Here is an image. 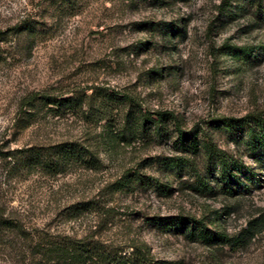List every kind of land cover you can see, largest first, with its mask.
<instances>
[{
	"label": "rangeland",
	"instance_id": "1",
	"mask_svg": "<svg viewBox=\"0 0 264 264\" xmlns=\"http://www.w3.org/2000/svg\"><path fill=\"white\" fill-rule=\"evenodd\" d=\"M110 93L174 114L263 182L225 193L217 158L182 147L172 125L130 137L118 123L127 108L103 101ZM36 94L83 106L59 116L28 106ZM250 114L264 117V0H0V209L35 242L85 239L121 256L137 247L153 264H264V162L247 150V128L232 138L217 122ZM70 143L85 161L44 164ZM173 216L232 241L208 247L147 221ZM0 264L47 263L0 247Z\"/></svg>",
	"mask_w": 264,
	"mask_h": 264
},
{
	"label": "trees",
	"instance_id": "2",
	"mask_svg": "<svg viewBox=\"0 0 264 264\" xmlns=\"http://www.w3.org/2000/svg\"><path fill=\"white\" fill-rule=\"evenodd\" d=\"M60 1L63 2L65 0ZM24 30L28 31L29 35L34 38L39 34L33 25H28ZM233 52L234 54H241L247 59L257 57L254 50L250 48H234ZM106 97L103 98V101H116L127 108L124 116L119 119L118 123L123 126V130L130 137L142 135L152 130H154L158 137H162L163 131L168 130V126L172 125L177 132L176 140L182 147L198 150L202 146L209 157L217 158L220 162L218 181L225 193L234 195L243 188L249 189L251 184L263 182L255 167L229 156L225 150L217 148L212 141L205 139L201 145L195 133L181 129L180 123L174 114L167 111H157L154 115H151L138 109V105L134 104L128 97L112 93ZM27 104L28 106H32V108L37 106L54 108L50 106H56L58 115L61 116L66 113L77 114L82 109L83 101L80 96L57 98L36 94L28 99ZM217 122L223 126L226 134L232 138H235L239 134L236 132V128H247L248 132L245 138L247 150L251 154H254L258 161L264 162V117L262 115L250 114L243 118L222 117ZM78 146L75 143L56 146L55 158L51 159L50 157L49 162L48 160L44 161V164H47V166L51 164L56 170H60L67 163L85 161L87 153ZM33 160L40 162L41 159L37 155ZM176 161L178 162V159ZM87 210L88 207L85 204L83 206H73L69 212L72 216L70 219L77 218L78 214H82ZM147 221H149L150 225L152 224V226L159 229L168 232H179L189 241L200 242L208 247L229 244L232 241V238L225 232L211 231L200 220L190 217L150 218ZM0 247H15L16 252L20 255L26 256L30 254L32 257L39 258V261L47 264H153L150 252L137 247L133 248L128 256H121L117 250L103 246L100 247L98 244L88 242L85 239L62 238L57 240L43 237L35 242L32 238H29L25 226L16 223L15 219L6 216L5 212L1 209Z\"/></svg>",
	"mask_w": 264,
	"mask_h": 264
}]
</instances>
